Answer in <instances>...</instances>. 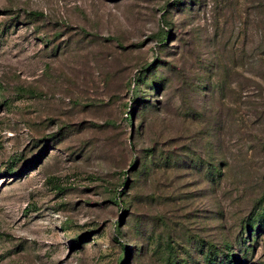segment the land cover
Wrapping results in <instances>:
<instances>
[{
	"label": "rangeland",
	"instance_id": "rangeland-1",
	"mask_svg": "<svg viewBox=\"0 0 264 264\" xmlns=\"http://www.w3.org/2000/svg\"><path fill=\"white\" fill-rule=\"evenodd\" d=\"M228 254L264 264V0H0V264Z\"/></svg>",
	"mask_w": 264,
	"mask_h": 264
},
{
	"label": "trees",
	"instance_id": "trees-1",
	"mask_svg": "<svg viewBox=\"0 0 264 264\" xmlns=\"http://www.w3.org/2000/svg\"><path fill=\"white\" fill-rule=\"evenodd\" d=\"M119 229L121 230L120 227H119ZM228 260L231 261L233 264L236 262L235 258L231 257L230 254H228Z\"/></svg>",
	"mask_w": 264,
	"mask_h": 264
}]
</instances>
